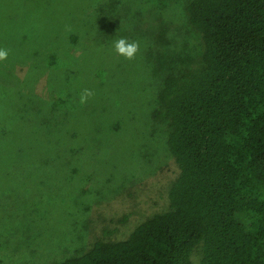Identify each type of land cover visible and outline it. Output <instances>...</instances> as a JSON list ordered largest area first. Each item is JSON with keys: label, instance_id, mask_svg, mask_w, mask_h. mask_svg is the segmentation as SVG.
<instances>
[{"label": "rangeland", "instance_id": "1", "mask_svg": "<svg viewBox=\"0 0 264 264\" xmlns=\"http://www.w3.org/2000/svg\"><path fill=\"white\" fill-rule=\"evenodd\" d=\"M188 1L0 0V264H54L167 209L157 94L200 58Z\"/></svg>", "mask_w": 264, "mask_h": 264}, {"label": "trees", "instance_id": "2", "mask_svg": "<svg viewBox=\"0 0 264 264\" xmlns=\"http://www.w3.org/2000/svg\"><path fill=\"white\" fill-rule=\"evenodd\" d=\"M163 1V0H159ZM198 63L157 94L179 173L168 207L54 264H264V0H189Z\"/></svg>", "mask_w": 264, "mask_h": 264}, {"label": "clouds", "instance_id": "3", "mask_svg": "<svg viewBox=\"0 0 264 264\" xmlns=\"http://www.w3.org/2000/svg\"><path fill=\"white\" fill-rule=\"evenodd\" d=\"M115 50L118 54L123 55L126 58H132L138 50V44L136 42H128L125 39H119L115 42ZM8 56V50L0 48V61L6 59Z\"/></svg>", "mask_w": 264, "mask_h": 264}]
</instances>
